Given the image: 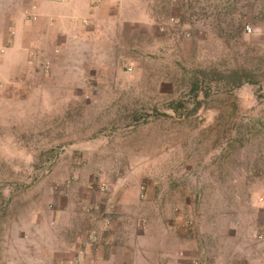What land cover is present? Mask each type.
I'll list each match as a JSON object with an SVG mask.
<instances>
[{
    "label": "rangeland",
    "instance_id": "obj_1",
    "mask_svg": "<svg viewBox=\"0 0 264 264\" xmlns=\"http://www.w3.org/2000/svg\"><path fill=\"white\" fill-rule=\"evenodd\" d=\"M99 18V60L60 63L53 100L26 80L5 102L0 66V264L74 224L115 221L122 241L109 201L126 189L264 195V0H102Z\"/></svg>",
    "mask_w": 264,
    "mask_h": 264
},
{
    "label": "crops",
    "instance_id": "obj_2",
    "mask_svg": "<svg viewBox=\"0 0 264 264\" xmlns=\"http://www.w3.org/2000/svg\"><path fill=\"white\" fill-rule=\"evenodd\" d=\"M16 3L17 7L11 6L0 17V66L6 69L2 85L10 87L4 89V95L9 94L4 100L20 105L19 94L27 81L40 85L45 99L53 100L54 87L63 82H58L56 74L60 63H78L73 68L81 73L90 71L91 62L99 60L102 36L89 23L101 21L102 0ZM169 182L175 183L159 193L149 189L142 197L137 190L126 189L113 197L110 212L124 215L120 223L124 237L122 241L109 237L117 228L113 221L102 231L100 244L87 263L191 264L193 258L204 255L211 264H264L263 194L233 185L225 191L205 189L188 194L179 180ZM72 230L76 237L71 243L61 233L43 244L24 241L18 254H10L4 263L72 264L88 237L76 224Z\"/></svg>",
    "mask_w": 264,
    "mask_h": 264
},
{
    "label": "built area",
    "instance_id": "obj_3",
    "mask_svg": "<svg viewBox=\"0 0 264 264\" xmlns=\"http://www.w3.org/2000/svg\"><path fill=\"white\" fill-rule=\"evenodd\" d=\"M247 31L252 32V28L247 27ZM104 215H105V213L102 215V219L106 220ZM97 221L99 224L101 222L100 218L97 219ZM109 223H110V221H107V224H109ZM188 225L190 226L191 224L188 223ZM99 244H100V235H98V232L95 229L92 232H90V235H88L87 239L82 244V246L79 249L78 254H77L78 258L76 260H74L72 262V264H88L87 263L88 256L91 254L93 249L98 248ZM191 264H210V263L208 261V258L206 256L202 255V256H198L196 258H193L191 260Z\"/></svg>",
    "mask_w": 264,
    "mask_h": 264
}]
</instances>
